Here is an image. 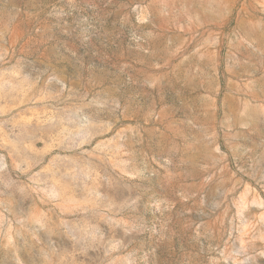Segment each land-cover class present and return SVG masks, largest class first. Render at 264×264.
<instances>
[{"label": "rangeland", "instance_id": "1", "mask_svg": "<svg viewBox=\"0 0 264 264\" xmlns=\"http://www.w3.org/2000/svg\"><path fill=\"white\" fill-rule=\"evenodd\" d=\"M0 264H264V0H0Z\"/></svg>", "mask_w": 264, "mask_h": 264}]
</instances>
